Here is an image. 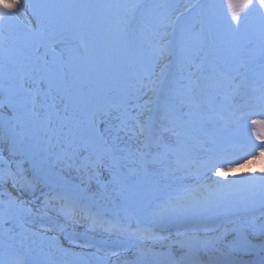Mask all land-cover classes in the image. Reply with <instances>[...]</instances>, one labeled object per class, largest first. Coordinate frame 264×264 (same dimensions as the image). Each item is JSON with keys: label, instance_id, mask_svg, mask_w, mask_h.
<instances>
[{"label": "snow or ice", "instance_id": "obj_1", "mask_svg": "<svg viewBox=\"0 0 264 264\" xmlns=\"http://www.w3.org/2000/svg\"><path fill=\"white\" fill-rule=\"evenodd\" d=\"M0 264H264V0H0Z\"/></svg>", "mask_w": 264, "mask_h": 264}, {"label": "rangeland", "instance_id": "obj_2", "mask_svg": "<svg viewBox=\"0 0 264 264\" xmlns=\"http://www.w3.org/2000/svg\"><path fill=\"white\" fill-rule=\"evenodd\" d=\"M2 2L4 4H10L12 2V0H2ZM256 167H259V163L255 164V165H249V168H256Z\"/></svg>", "mask_w": 264, "mask_h": 264}, {"label": "bare ground", "instance_id": "obj_3", "mask_svg": "<svg viewBox=\"0 0 264 264\" xmlns=\"http://www.w3.org/2000/svg\"><path fill=\"white\" fill-rule=\"evenodd\" d=\"M248 168H249V166H246L245 168H242L241 170H242V171H247Z\"/></svg>", "mask_w": 264, "mask_h": 264}]
</instances>
